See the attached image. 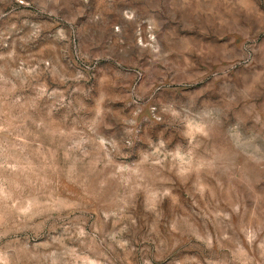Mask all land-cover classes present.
<instances>
[{
    "label": "rangeland",
    "instance_id": "374dc122",
    "mask_svg": "<svg viewBox=\"0 0 264 264\" xmlns=\"http://www.w3.org/2000/svg\"><path fill=\"white\" fill-rule=\"evenodd\" d=\"M0 264H264V0H0Z\"/></svg>",
    "mask_w": 264,
    "mask_h": 264
}]
</instances>
